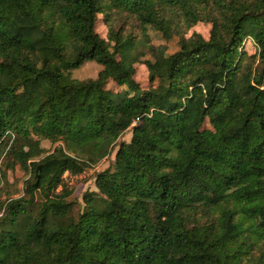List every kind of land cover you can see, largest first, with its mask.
Masks as SVG:
<instances>
[{
	"label": "trees",
	"instance_id": "16d2710c",
	"mask_svg": "<svg viewBox=\"0 0 264 264\" xmlns=\"http://www.w3.org/2000/svg\"><path fill=\"white\" fill-rule=\"evenodd\" d=\"M0 157V264H264V0H0Z\"/></svg>",
	"mask_w": 264,
	"mask_h": 264
},
{
	"label": "rangeland",
	"instance_id": "374dc122",
	"mask_svg": "<svg viewBox=\"0 0 264 264\" xmlns=\"http://www.w3.org/2000/svg\"><path fill=\"white\" fill-rule=\"evenodd\" d=\"M210 23L206 21H200L194 24L191 28L189 33L191 32H197L201 34L204 37H208L209 30H210ZM96 31L103 37L107 35V26L105 21V15L103 13H100L98 15V20L96 23ZM141 37V36H140ZM147 37L148 40L151 42L152 45L158 47L162 46L165 48L166 53H172L178 49L177 47V37H173L170 39L164 38L160 32L153 30L152 28H149L147 30ZM246 50L251 53L254 51V46L252 43L246 41L245 43ZM142 48L141 50H143ZM151 54L146 52V54L142 55L141 57H137L136 61L133 63V67L135 70L134 77L142 84V86L148 85V77H147V68L146 64L144 62L145 59H151ZM99 65L91 60L86 61L83 63L80 67L74 69L72 71L73 77L77 79H87V78H94L97 75V72L99 71ZM108 88L111 90H118V86H114L111 83L108 84ZM131 132L126 131L120 138L119 141H128L130 139ZM57 144H61V142L56 144H51L49 141L45 140L42 142V146L48 150L51 151L53 147ZM118 144L114 146L112 152L105 158L101 159L96 164L90 165L88 168L84 170L79 175H67L66 178L63 179L64 183H66L69 188L72 189L73 193L71 195L72 198L77 199L80 204L82 205V197L85 192L94 191L96 190L95 187V176L102 171L103 169L107 168L112 160L114 159V155L117 149ZM2 156V155H1ZM1 158V157H0ZM1 163V162H0ZM1 172V170H0ZM25 178L24 172L19 168L16 167L14 170H8L7 171V179L9 182V190L13 191L16 190L18 192H22V181ZM2 184V181L0 182V185ZM19 194V193H18ZM17 196V194H16Z\"/></svg>",
	"mask_w": 264,
	"mask_h": 264
},
{
	"label": "built area",
	"instance_id": "2783aa9c",
	"mask_svg": "<svg viewBox=\"0 0 264 264\" xmlns=\"http://www.w3.org/2000/svg\"><path fill=\"white\" fill-rule=\"evenodd\" d=\"M70 173L68 171H65L63 174V179L66 178L67 175H69ZM71 175V174H70Z\"/></svg>",
	"mask_w": 264,
	"mask_h": 264
}]
</instances>
